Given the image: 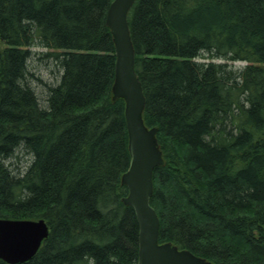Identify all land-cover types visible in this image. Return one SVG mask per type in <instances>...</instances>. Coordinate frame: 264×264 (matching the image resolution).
Masks as SVG:
<instances>
[{
  "label": "trees",
  "instance_id": "trees-1",
  "mask_svg": "<svg viewBox=\"0 0 264 264\" xmlns=\"http://www.w3.org/2000/svg\"><path fill=\"white\" fill-rule=\"evenodd\" d=\"M111 1L0 0V218L48 228L22 264H137ZM127 22L163 159L158 242L211 264H264V0H135ZM32 48L58 67L43 95Z\"/></svg>",
  "mask_w": 264,
  "mask_h": 264
},
{
  "label": "water",
  "instance_id": "water-1",
  "mask_svg": "<svg viewBox=\"0 0 264 264\" xmlns=\"http://www.w3.org/2000/svg\"><path fill=\"white\" fill-rule=\"evenodd\" d=\"M135 0H112L105 14V26L113 42L115 56L111 86L112 100L124 102L129 164L121 176L127 189L122 203L133 209L138 227L137 264H211L171 243H159V222L150 206L153 170L163 164L157 146V129L147 128L142 119L145 98L134 66V48L127 22ZM48 236L44 220L0 218V260L6 264L28 262Z\"/></svg>",
  "mask_w": 264,
  "mask_h": 264
},
{
  "label": "rangeland",
  "instance_id": "rangeland-1",
  "mask_svg": "<svg viewBox=\"0 0 264 264\" xmlns=\"http://www.w3.org/2000/svg\"><path fill=\"white\" fill-rule=\"evenodd\" d=\"M31 51L33 52L29 61V71L32 74L31 84L39 95H43L47 86L54 85L57 82L58 67L52 60L42 57L41 53L46 50L32 48ZM244 65L242 62H236L233 67L238 68Z\"/></svg>",
  "mask_w": 264,
  "mask_h": 264
}]
</instances>
